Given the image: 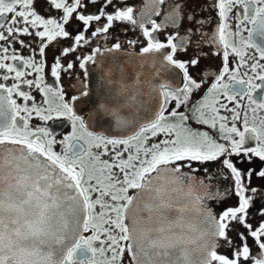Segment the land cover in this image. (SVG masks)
<instances>
[{
    "label": "snow or ice",
    "instance_id": "1",
    "mask_svg": "<svg viewBox=\"0 0 264 264\" xmlns=\"http://www.w3.org/2000/svg\"><path fill=\"white\" fill-rule=\"evenodd\" d=\"M165 3L148 0L137 13L128 0H0V264H124L125 252L127 264H264V185L252 183L254 176L264 180V167L251 166L264 162V0H216L222 22L207 40L208 21L191 0H173L161 22L153 19ZM121 28L138 30L137 38L121 41ZM22 35L34 39L26 44ZM110 37L111 46L101 48L98 39ZM17 42L31 49L28 57L17 54ZM205 43L222 45L214 53L222 67L189 107L209 75L203 67L201 79L192 73ZM56 44L60 53L49 65L46 50ZM122 44L140 45V67L150 60L156 69L151 79L105 65L104 53L120 52ZM72 53L75 61L61 62ZM230 55L239 58L232 67ZM93 65L99 74L90 87ZM76 67L83 79L76 77L66 98L61 76H76ZM33 87L44 106L28 91ZM220 109L232 113L231 126ZM34 116L43 126L31 125ZM49 121L70 123L71 131L57 139ZM189 121L218 127L219 136L193 131ZM113 122L120 135L111 134ZM194 161L205 165L196 169L203 178L190 175ZM178 162H187V173ZM208 162H218L215 175ZM173 194L189 198L197 219H186L189 206Z\"/></svg>",
    "mask_w": 264,
    "mask_h": 264
},
{
    "label": "flooded vegetation",
    "instance_id": "2",
    "mask_svg": "<svg viewBox=\"0 0 264 264\" xmlns=\"http://www.w3.org/2000/svg\"><path fill=\"white\" fill-rule=\"evenodd\" d=\"M128 2L130 4H134L137 8V13H139L140 9L144 8L146 6V4H148V0H128ZM173 0H166L165 5H161V15L156 16L153 15L152 18L155 19L157 22H161L163 20V16L165 14L166 11H168V4L172 3ZM191 2L195 5L198 15L202 18L208 21V23H206L203 28L202 31L204 33L207 34V36L205 37V39L207 40L208 37L213 36L214 34H216L217 32V25L219 23H221L222 21L220 20V17L218 16V10L214 7H212V5L216 2V0H191ZM204 5V7L207 9L206 11L200 12V6ZM99 7V5H96L95 7H90L89 11H96L97 8ZM238 11L237 9L233 10V13L229 14V19H228V24L230 25V29L231 31H235L236 30V24L238 23V19L234 18V13ZM9 18H10V14H9ZM124 27H128V26H124ZM166 31L169 32H175L178 31L175 28H169ZM182 31V30H180ZM119 35V39L121 41H125L127 39H135L138 36V30L133 32V31H128L127 33H125L123 31V28H121L118 32ZM245 36H247V33H244ZM163 38V37H161ZM19 39L25 41V43H30L34 37H29L26 35H22L19 37ZM140 39H143L142 37H140ZM97 41H94V43H96ZM111 42L112 39L111 37L109 38L108 41H105L103 39H98V43L101 46V48L104 47V45H108L111 46ZM2 43V42H0ZM68 42L67 41H60V44H64L66 45ZM15 49L17 50V54L18 55H23L24 57H28L31 54V49L28 47H22L20 45V43H15L14 44ZM33 47H35V45H33ZM139 47L140 45L138 44L136 46L135 49L132 48H128V46L126 44H122V49L120 52L117 53H104V63L107 66L112 67L113 72L117 71L116 65L121 66L124 71L126 76H131L134 71H139L142 72L141 75V80L144 81L146 80L147 74H149V69L150 67V63L148 62L147 64H144V66L141 68L140 67V63L142 58H137L136 53L139 51ZM87 48H85L84 52L85 54H87ZM201 52V65L198 66V68L192 69V73L193 75L197 78V79H201V73L199 71V67H203L205 69L206 72L209 73V75L204 77L205 83L203 84L202 88L197 91L194 92L189 100V107H191L193 104L197 103L198 101H200L203 96L207 93L208 88L211 86V83L213 81L214 78V73H216V71L218 69H220L222 67V55L218 56L215 55L214 53H216L217 51H220L222 53L223 48L222 45H220L219 47L217 46V44H209V43H205L201 45V48L199 50ZM60 53V46L59 44H56L55 46H50L49 49L46 50V59L48 64L50 65L53 62V57L58 56ZM207 55H204V54ZM78 53H72L69 55V57L65 58V57H61V62L64 63L67 59H71L73 61H75V57ZM252 54V50H249V55ZM187 55H190L187 54ZM116 56H120L122 59H119V63H111V59H114V57ZM36 59L39 60L40 57L37 55ZM238 57H235L234 55H230L229 57V64L230 67L234 66L237 62H238ZM76 63L78 64V61H76ZM92 68V73L90 74L87 83L89 84L90 87H93L95 82L93 80H95V76L98 75V71L96 69V66L93 65L91 66ZM247 69L245 68H241V72L246 71ZM73 72L76 73V76H71L70 74H64L62 73L61 76V83L64 86L65 92L67 93V97H70L72 94L75 93L76 89L72 87V85H77L78 86V80L76 79L77 76H79L81 79H83L82 75H81V71L78 67L74 68L72 70ZM29 79H33L34 76H30L28 77ZM45 80L47 83H51L52 82V77L50 75V72L48 71V69H45ZM179 81H176V83H178ZM28 91H30V94L33 95L35 97V102L37 104V106H44L42 104V100H43V95L42 93H40L37 89H35V87H33L32 89H28ZM18 103L21 102L19 98H17ZM222 102L223 103H227L226 100H223L222 98ZM229 108L233 107V104H229L228 105ZM169 108H171V105L169 106ZM181 110H185V109H181ZM220 115L223 116H227L229 117V120L227 121L228 126H231V116L232 113L228 112L224 109H220ZM87 114L85 116V119L87 118ZM259 117H264V112L259 113L258 114V118ZM249 121L251 123L252 121V114L249 113ZM258 122V121H257ZM31 125L33 127L36 126H43V122L38 118V117H33V119L31 120ZM62 122L57 121L55 124H53V122L49 121L48 122V126L51 127L53 129L54 132H56L57 135V139H60L64 134H67L71 131V124L67 123V126L65 127H60V124ZM219 123V122H218ZM237 126L241 127L242 130V125L240 122H237ZM188 127H190L193 131L196 132H209L210 135H214V136H219V131H218V127L217 129H211L209 128L207 125H203V124H198L194 121H189L188 123ZM164 137L163 134H161L159 137L154 138V140H150L149 143H153V142H158L157 140H159L160 138ZM110 148L112 146H109ZM123 146H118L117 150H122ZM56 151H60V146L57 145L55 148ZM94 151H97L94 149ZM132 151V150H130ZM128 153H125V157L127 156ZM112 155V153H110L109 155L103 156L102 159L105 160H110V156ZM235 159V158H234ZM180 164H183L184 167L182 168L183 172H188V168H187V162H178ZM192 166H193V171L190 173V175L192 176H196V177H200L203 178L204 177V173L203 172H197L196 169H200L203 168L205 165H201L199 162H191ZM218 162H208L207 167H209V171L215 175V169L217 166ZM238 167L241 168H247L249 167V165L247 163H243V164H239L237 165ZM252 167L255 168H261L264 167V162L260 161L258 158L254 159L252 162ZM117 175H119L118 169H114L113 170ZM187 180L185 181V185H187ZM221 184V186H223L225 184L224 181H220L219 182ZM252 183L254 186H260V185H264V180H261L259 178H256L255 176L253 177ZM196 192L199 193L200 189L197 186L196 188ZM174 198H175V202L179 205H188L189 206V211L191 210V205L189 204V198H187L186 196H184L183 194H173ZM236 203L235 198H231L227 204V206H234ZM261 203H264V200L261 201ZM99 207H97V211H99ZM220 208L217 207L216 211L219 212ZM188 211V212H189ZM193 211V210H192ZM194 212V211H193ZM186 216V213H185ZM250 216L252 217V219L254 221H259L260 217L252 210H250ZM90 233H85V235H89ZM230 235H234V233H230ZM251 243V241H249ZM219 252L221 253H225L227 251V249L225 247H221L218 249ZM258 251L257 248L253 247L252 252L253 254H256ZM109 255H111L109 253ZM128 261V254L127 252H125L124 254V264H127Z\"/></svg>",
    "mask_w": 264,
    "mask_h": 264
},
{
    "label": "water",
    "instance_id": "3",
    "mask_svg": "<svg viewBox=\"0 0 264 264\" xmlns=\"http://www.w3.org/2000/svg\"><path fill=\"white\" fill-rule=\"evenodd\" d=\"M119 59H122L120 56H116V57H114V59H111V63H119L120 61H119ZM143 59V58H142ZM149 63H150V60L148 61ZM148 62H146V63H144V64H147ZM151 67V66H150ZM158 67V66H157ZM156 71V69H154V68H150L149 69V74H147V77H146V79H151L152 78V76H153V74H154V72ZM94 82H95V80H93ZM158 82V81H157ZM95 85V84H94ZM81 114H83L84 116H86V114H87V112H81ZM127 113H125V115H126ZM88 119V116H87V118H86V120ZM108 119H112L111 117H109ZM111 134H113V135H120L121 134V129H119V128H117L116 126H115V123L113 122V127H112V129H111ZM186 219H192V220H195V219H197V217H196V215H195V212H193L192 210H190L189 212H186Z\"/></svg>",
    "mask_w": 264,
    "mask_h": 264
},
{
    "label": "rangeland",
    "instance_id": "4",
    "mask_svg": "<svg viewBox=\"0 0 264 264\" xmlns=\"http://www.w3.org/2000/svg\"><path fill=\"white\" fill-rule=\"evenodd\" d=\"M163 138H164V137H162V138H160V139H163ZM160 139H159V140H160ZM157 141H158V140H157Z\"/></svg>",
    "mask_w": 264,
    "mask_h": 264
}]
</instances>
